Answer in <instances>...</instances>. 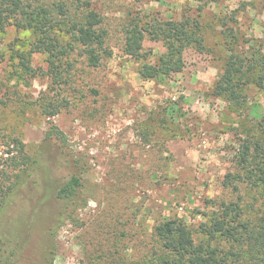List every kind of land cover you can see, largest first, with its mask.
Returning a JSON list of instances; mask_svg holds the SVG:
<instances>
[{
    "label": "rangeland",
    "instance_id": "rangeland-1",
    "mask_svg": "<svg viewBox=\"0 0 264 264\" xmlns=\"http://www.w3.org/2000/svg\"><path fill=\"white\" fill-rule=\"evenodd\" d=\"M24 1L62 2L71 13L88 3L103 19L112 53L90 68L76 48L54 81L46 56L29 52L30 32L9 26L0 33V171L15 173L8 160L18 156L15 141L40 164L35 184L21 189L10 212L35 213L29 245L60 209L48 192L72 174L81 178L82 199L58 230L53 264H153L161 251L154 228L171 218L204 241L200 224L219 203L236 201L223 180L236 171L239 140L246 131L258 135V115L264 117V87L250 86L240 110L212 95L227 57L224 35L231 29L242 42L238 50L254 44L264 53V0ZM151 17L197 19L205 48L184 53L182 73L145 81L141 63L123 52L124 32L133 19ZM64 30L54 34L62 45L69 41ZM143 51L154 62L164 47L146 37ZM16 52L27 54L33 72L21 68ZM49 132L57 133L45 140ZM238 195L245 212H257L254 189L240 184Z\"/></svg>",
    "mask_w": 264,
    "mask_h": 264
},
{
    "label": "trees",
    "instance_id": "trees-1",
    "mask_svg": "<svg viewBox=\"0 0 264 264\" xmlns=\"http://www.w3.org/2000/svg\"><path fill=\"white\" fill-rule=\"evenodd\" d=\"M85 5L87 10L71 13L62 2L47 7L24 0H0V33L9 26L30 32L33 41L29 52L46 56L54 81L61 78L60 62L76 48L79 55L85 57L88 67L97 68L112 53L106 46L103 19L88 8V3ZM223 24L228 25L227 21ZM57 29H65L69 35V41L63 45L54 36ZM124 33L123 52L141 63L138 73L145 81L182 73L184 53L189 49L202 53L205 48L202 26L197 19L174 21L151 17L142 21L135 18ZM146 37L161 42L164 47V52L154 62H150L143 51ZM241 43L231 29L224 35L227 57L212 89L213 96L234 110L248 104L247 89L250 86L264 87V53L254 44L240 51ZM16 54L21 68L29 74L33 72L28 66L27 54ZM258 121V135L244 132L234 153L236 171L226 174L223 180V186L236 194V201L219 203L208 222L200 224L204 241L196 242L180 219H165L158 223L154 235L161 251L153 264H264V117L261 114ZM56 133L49 132L45 140L52 139ZM14 146L18 156L8 160L15 173L10 176L6 170L0 171V264H53L58 230L76 212L82 199L81 178L72 174L48 192L60 209L40 228L39 242L30 246V239L36 236L33 234L35 213L27 219L23 215L14 218L12 214L11 217L10 212L21 189L28 183L35 184L32 178L40 164L35 154L24 151L21 142L15 141ZM240 184H246L259 194L261 200L257 212L243 209L238 195Z\"/></svg>",
    "mask_w": 264,
    "mask_h": 264
}]
</instances>
